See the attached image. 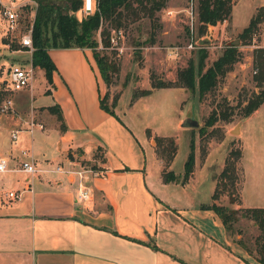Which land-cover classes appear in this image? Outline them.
<instances>
[{
  "label": "crops",
  "instance_id": "crops-1",
  "mask_svg": "<svg viewBox=\"0 0 264 264\" xmlns=\"http://www.w3.org/2000/svg\"><path fill=\"white\" fill-rule=\"evenodd\" d=\"M260 5L264 2L255 7ZM34 68L43 75L40 67ZM62 76L66 88L58 81L63 90L55 93L58 102L54 103L60 108L63 130L58 129V120L46 109L53 102L26 108L21 101L27 90L7 91L8 95L13 92L11 108L28 116H11L4 124H19L14 129L27 130L26 121L32 116L42 124L38 128L46 132L44 138H51L44 139L45 148L39 150L30 135L23 158L30 159L35 171L27 179L18 163L21 148H5L0 141V156L8 158L7 169L0 171L1 181L6 184L0 189V264H262L228 237L219 216L206 206L212 202V190L204 202L182 200L186 189H195L198 178L190 174L185 181L162 180L160 160L150 139L147 162L146 158L140 162V154L128 156L118 150L116 155H107L112 139L103 131L105 125L111 129L116 122L99 106L102 93L94 85L87 90L80 88L69 67ZM41 81L44 86L48 84L44 75ZM29 97L34 98L28 93ZM259 105L242 118L257 113ZM75 125L80 128L76 134H62L67 126ZM113 142L118 149L128 145L118 138ZM96 147L103 160L97 161L96 167L85 166L84 161L94 158ZM79 183L88 187V199H75ZM9 189L21 190L20 197H6ZM230 206L252 205L240 199Z\"/></svg>",
  "mask_w": 264,
  "mask_h": 264
},
{
  "label": "rangeland",
  "instance_id": "rangeland-1",
  "mask_svg": "<svg viewBox=\"0 0 264 264\" xmlns=\"http://www.w3.org/2000/svg\"><path fill=\"white\" fill-rule=\"evenodd\" d=\"M23 1L29 9L20 7L17 10V27L11 32L5 28V20L0 8V78L7 77L11 64L24 63L30 57L31 51L28 52L15 39L27 29L26 21L30 20L37 1ZM55 1L60 6L66 3V11L73 15L69 1ZM263 2L264 0H232L234 4L231 8V18L212 26L208 25L205 33L198 37L196 19L192 12L187 11L186 0H166L165 5L155 12V18L141 16L138 20L121 27V35L110 30L111 35L117 36L121 50L115 49L117 70L111 73L104 97V102L113 111L108 113L116 122L115 125H110L111 129L105 125L107 129L103 131L112 139L106 154L116 155L117 150L128 156L140 154V162H143V158H146L147 162L150 154L147 139H150V146L157 156L153 135L171 136L175 144V153L168 168L177 174V181H182L183 161L189 150V142H192L194 162L190 174H193V179L198 178L199 181H196L195 189H186V198L182 200L195 204L208 199L225 157L230 150L239 149L240 156L236 158L234 166L237 175L236 190H239L240 199L252 206L264 204V100L259 105L257 113L243 119L241 112L246 99L252 93L264 88V82L260 85L256 84L252 71L256 45H264V19L257 24L248 43L237 45L239 58L219 77L213 91L198 99L196 93H191L174 82L176 69L185 65L187 59L195 58L198 39L204 40L203 49L207 51L204 61L205 65H208L225 45L238 42L237 33L257 8L255 5ZM166 8H172L175 12L168 16L165 12ZM94 36L99 41L97 31ZM3 38L8 42L17 43L19 48L10 49L8 43L3 45L1 42ZM97 49L109 50L108 47H102L100 42ZM48 55L55 66L50 82L46 81L48 84L44 86L41 81L43 75L34 68L32 85L17 90V92L27 90L26 98L21 101L24 107L31 108L43 103L58 102L55 93L60 89L63 90L58 81L63 78L62 72H65L66 67H69L80 88L87 90L94 85L98 87L100 93L104 92L103 79L90 49L82 51L67 47H50ZM63 81L68 87V81L66 79ZM61 83L63 84L62 81ZM158 83L162 84L158 85ZM63 86L66 88L64 84ZM28 87L31 88L27 89ZM46 87L49 91L45 89ZM144 89H148V93L142 94L141 90ZM28 93L34 98H28ZM134 94L138 96H133ZM8 96L12 103L13 92ZM112 98H115L114 104ZM2 100L0 101V141L5 144L4 147L8 145L12 149L29 148L30 135H32L36 148L44 149L43 140L47 141L51 137L44 138L46 132L38 127H34L31 133L25 129H18L16 139L10 138V131L19 124L8 126L4 123L10 121L11 116L21 115L26 119L28 113L20 114L11 108L12 104L7 110L2 111ZM225 106H229L231 110L227 118L218 117L211 125L204 124L212 108L219 109ZM185 116L194 117L198 125L181 126L180 121ZM199 127L203 130L200 131ZM233 128L235 129L232 130ZM79 129L77 125L67 126L62 134L66 132L76 134ZM115 138L122 140L123 143L128 142V145L118 149L113 142ZM100 159L101 150L96 147L94 158L84 161L85 163L81 162L85 166L96 167ZM159 163L160 172L167 169L162 167L161 160ZM1 179L0 175V189H3L6 184L2 183ZM212 201L228 206L233 204L228 202L225 191ZM232 226H239L242 231L241 238L248 245H252V238L256 235L257 229L249 219L239 217Z\"/></svg>",
  "mask_w": 264,
  "mask_h": 264
},
{
  "label": "trees",
  "instance_id": "trees-1",
  "mask_svg": "<svg viewBox=\"0 0 264 264\" xmlns=\"http://www.w3.org/2000/svg\"><path fill=\"white\" fill-rule=\"evenodd\" d=\"M36 1L32 16L30 20L27 19L26 21V24H28L27 28L30 27L32 43V51L30 53L31 64L40 67L43 70L44 78L47 82H50L51 73L55 69V66L48 55V48H89L105 86L104 92L98 98L99 106L103 110L113 113L112 109L104 102L111 73L117 70V61L115 59V53L117 54V52L113 47H109L110 30H120L121 27H125L128 23L138 20L141 16L155 18V12L165 5L166 0H96L93 12L82 17L80 20H77L74 15L66 11V3L60 6L56 4L55 0ZM68 1L72 10L78 8L81 4V0H66V2ZM190 3L196 19L197 37L205 33L208 25H213L230 17L232 0H190ZM23 7L25 10L29 9L26 4L21 6V8ZM263 19L264 5H260L237 33L238 42H230L225 45L208 65H205L204 61L207 55V51L203 49L204 44H198L195 58L187 59L185 65L176 69L174 82L177 85L185 87L191 93H196L198 99L202 98L206 93L213 91L219 77L229 70L232 64L239 58L240 52L237 45L248 43L252 32ZM96 31L99 35V41L94 36ZM15 40L17 41V39ZM2 41L8 43L12 49L19 48L17 43L8 42L5 38ZM98 42H100L102 47H108L109 50L97 49ZM252 62L255 67L253 79L257 85H260L264 82V48L258 47L255 49ZM161 84L158 83V85ZM141 93H148V89L141 90ZM7 95L8 92L0 88V101ZM136 95L134 94L133 96ZM263 100L264 88H261L252 93L243 103L241 107L242 115H248ZM114 102L115 98H112V104ZM46 109L55 115L59 128L63 130L65 125L59 106L54 103L48 105ZM230 112L229 106L219 109L212 108L204 124L211 125L218 117L227 118ZM199 130L202 131V127H199ZM153 139L155 140L156 157L162 161V167H167V169L160 172L162 180L164 182L177 181V174L171 168H168L175 153L173 138L171 136L153 135ZM239 156V149H234L230 150L225 157L224 164L218 172V178L213 185L210 195L212 200L218 198L219 194L225 191L228 196V202H239L240 195L239 190H236L237 175L234 166L236 158ZM101 159L103 160L102 156ZM193 162V145L192 142H189V150L183 161L182 181L186 180L190 175ZM206 206L219 216L228 237L239 243L255 260L264 264V206H240L234 208L213 201ZM239 217L249 219L257 229L256 235L252 238V245H248L241 238L242 231L239 226H232ZM237 234L239 235L238 237H236ZM149 245L152 248H156L153 243Z\"/></svg>",
  "mask_w": 264,
  "mask_h": 264
},
{
  "label": "built area",
  "instance_id": "built-area-1",
  "mask_svg": "<svg viewBox=\"0 0 264 264\" xmlns=\"http://www.w3.org/2000/svg\"><path fill=\"white\" fill-rule=\"evenodd\" d=\"M23 4H25L23 0H0V8L5 20V28L7 31L11 32L16 29L18 23L17 10H19V8ZM95 4H96V0H81L80 6L71 12L73 13V15L77 20H80L82 17L93 12V10L95 9ZM186 7L188 12L193 13L190 0L187 1ZM166 13L168 16H171L173 14L170 10H167ZM111 32H119V35H121L120 30L117 31L112 30ZM17 37H18L17 41L21 46H24L28 52L32 51L30 27L22 31V33H20ZM109 43H110L109 47H113L114 49L119 51L121 50V46L118 44L116 35L110 34ZM189 46L192 45L189 44ZM256 47L264 48V45H256ZM252 71L255 72V67L253 68ZM32 79H33V65L31 64L29 57L24 63L15 62L9 66V69L7 71V77L0 78V88H2L5 91H15L29 86ZM10 105H11V98L7 95L2 100V105H1L2 111H4L5 109L7 110L10 107ZM26 124H27L26 129L29 132H31L35 126L40 128L42 127V124L40 122H36L32 116L28 118ZM17 131L18 128L12 129L10 131L9 134L12 140L16 139ZM26 153L27 151L21 148L19 150V155L22 156V158L18 159L19 167L24 172L25 179L31 176L35 171L34 165L30 161V159L28 160L23 158V156H25ZM7 165H8V158L6 156H0V171L6 170ZM78 175L82 176L80 172H78ZM5 195L9 199H18L21 195V190L9 189L5 191ZM88 198H89L88 187L83 186L81 183H79V188L76 192L75 199L81 201Z\"/></svg>",
  "mask_w": 264,
  "mask_h": 264
},
{
  "label": "water",
  "instance_id": "water-1",
  "mask_svg": "<svg viewBox=\"0 0 264 264\" xmlns=\"http://www.w3.org/2000/svg\"><path fill=\"white\" fill-rule=\"evenodd\" d=\"M199 44H203L204 40L203 39H198ZM158 81H160L158 79ZM180 125L183 127H195L198 125V122L196 121V119L192 116H185L181 119L180 121ZM235 128H233L232 130H234Z\"/></svg>",
  "mask_w": 264,
  "mask_h": 264
}]
</instances>
